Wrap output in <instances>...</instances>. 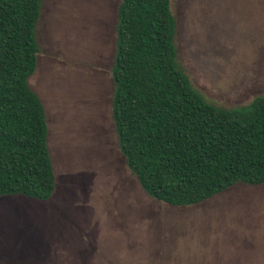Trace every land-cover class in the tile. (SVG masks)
Here are the masks:
<instances>
[{"label":"rangeland","instance_id":"1","mask_svg":"<svg viewBox=\"0 0 264 264\" xmlns=\"http://www.w3.org/2000/svg\"><path fill=\"white\" fill-rule=\"evenodd\" d=\"M120 0H42L36 68L51 196L0 197V264H264V183L188 206L150 197L111 117ZM178 62L211 103L264 94V0H171Z\"/></svg>","mask_w":264,"mask_h":264},{"label":"trees","instance_id":"2","mask_svg":"<svg viewBox=\"0 0 264 264\" xmlns=\"http://www.w3.org/2000/svg\"><path fill=\"white\" fill-rule=\"evenodd\" d=\"M42 0H0V197L55 187L44 106L29 86ZM171 0H120L110 77L119 150L144 191L177 206L264 183V94L222 107L178 62Z\"/></svg>","mask_w":264,"mask_h":264}]
</instances>
